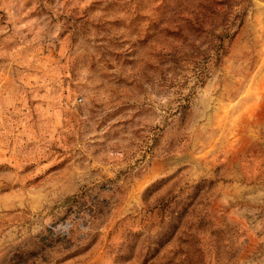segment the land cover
Returning <instances> with one entry per match:
<instances>
[{
	"label": "rangeland",
	"instance_id": "1",
	"mask_svg": "<svg viewBox=\"0 0 264 264\" xmlns=\"http://www.w3.org/2000/svg\"><path fill=\"white\" fill-rule=\"evenodd\" d=\"M0 264H264V0H0Z\"/></svg>",
	"mask_w": 264,
	"mask_h": 264
}]
</instances>
